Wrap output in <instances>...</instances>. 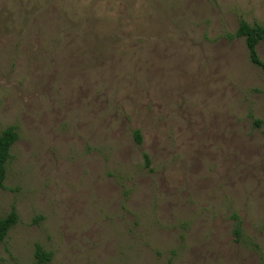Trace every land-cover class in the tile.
<instances>
[{
	"label": "rangeland",
	"instance_id": "1",
	"mask_svg": "<svg viewBox=\"0 0 264 264\" xmlns=\"http://www.w3.org/2000/svg\"><path fill=\"white\" fill-rule=\"evenodd\" d=\"M241 21L264 26V0H0V132L19 135L0 264L38 247L45 264H264V70Z\"/></svg>",
	"mask_w": 264,
	"mask_h": 264
},
{
	"label": "trees",
	"instance_id": "2",
	"mask_svg": "<svg viewBox=\"0 0 264 264\" xmlns=\"http://www.w3.org/2000/svg\"><path fill=\"white\" fill-rule=\"evenodd\" d=\"M235 37L244 38L247 48L249 50L251 62L264 70V62L258 53L259 45L264 42V26L254 24L251 25L246 21H241ZM256 127L264 125L261 121L254 122ZM19 135L15 127L0 132V188H5V181L7 178L8 165L11 161V149L18 141ZM136 140L139 144L142 143L143 137L140 132L136 133ZM147 165L151 162L146 156ZM19 215L16 209H13L7 216L0 215V244L5 242L10 231L18 224ZM236 234L240 237V230H236ZM36 258L38 264L49 263L52 259V254L45 252L41 247L36 251Z\"/></svg>",
	"mask_w": 264,
	"mask_h": 264
}]
</instances>
